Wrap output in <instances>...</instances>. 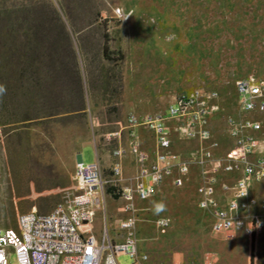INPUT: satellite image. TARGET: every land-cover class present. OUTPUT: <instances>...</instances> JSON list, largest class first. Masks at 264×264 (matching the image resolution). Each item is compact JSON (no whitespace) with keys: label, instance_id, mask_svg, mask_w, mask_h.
<instances>
[{"label":"rangeland","instance_id":"obj_1","mask_svg":"<svg viewBox=\"0 0 264 264\" xmlns=\"http://www.w3.org/2000/svg\"><path fill=\"white\" fill-rule=\"evenodd\" d=\"M247 78L264 80V0H0V84L7 89L0 97V227L17 228L18 214L35 207L47 214L66 202L76 193L77 164L93 163L95 150L110 178L120 165L123 184L127 141L145 132L132 116L139 124L148 114L168 117L177 98L214 94L212 140L175 139L192 174L183 188L165 184L138 204L136 237L153 264H251L252 255L264 264V186L255 188L245 226L229 233L212 231L196 197L209 146L217 144L215 155L235 146L226 128L236 114V84ZM120 150L127 152L120 157ZM123 208L109 200L108 218L94 230L109 224L115 231ZM162 218L169 226L157 225Z\"/></svg>","mask_w":264,"mask_h":264},{"label":"built area","instance_id":"obj_2","mask_svg":"<svg viewBox=\"0 0 264 264\" xmlns=\"http://www.w3.org/2000/svg\"><path fill=\"white\" fill-rule=\"evenodd\" d=\"M115 14L125 16L121 9L115 10ZM236 85V114L226 128L235 146L226 157H216L212 150L217 144L212 143L207 150L209 158L201 160L206 170L207 163L212 162L216 174H241L231 186L235 197L225 206L221 205L217 196V177L207 176V172L197 188L198 207L210 213L212 231L216 234L237 231L245 226L246 220L241 214L255 204L249 187L253 181L264 184V151L258 138L264 131V121L259 118L264 115V80L247 78ZM215 99L214 94L181 96L170 108L168 117L148 114L139 124V120L132 116L133 127L142 126L151 132L156 143L155 160L149 163V154L140 148L135 132L132 136L128 151L141 164L135 186H118L116 177L121 174L120 165L110 168L115 173L110 178L97 152L93 163L80 161L74 177L76 193L66 202L58 204L47 214L39 213L36 207L26 214H18L17 228L0 227V264H120L119 259L123 256L130 258L132 264L148 263L150 256L139 251L136 237L137 202L154 198L165 182H170L176 189L185 186L191 162L174 152L175 139L210 142L213 135L208 129L209 116L219 108L212 104ZM173 122L175 125H171ZM123 151L127 152L120 150V157ZM108 196H119L118 199L124 200L122 211L130 214L121 219L117 227L125 232L123 242L112 238L109 224L104 225L100 237L94 230L99 212L107 218ZM260 223L257 218V225ZM169 224L165 218L157 221L158 226L167 227ZM248 232L252 234L251 229ZM13 255L15 263L11 262ZM203 264L212 263L206 261Z\"/></svg>","mask_w":264,"mask_h":264},{"label":"crops","instance_id":"obj_3","mask_svg":"<svg viewBox=\"0 0 264 264\" xmlns=\"http://www.w3.org/2000/svg\"><path fill=\"white\" fill-rule=\"evenodd\" d=\"M140 132H142V131L140 130ZM146 132L152 134L151 132L145 130V132H143L142 135L140 133L138 141H139V144H140V148L143 151H145V152H147L149 154V163H153L154 160H155L156 143H155V140H153L154 142L152 143L150 141V139L148 140V141H150V144L148 142L147 143L145 142V139L143 137L146 136V135H144V133H146ZM136 133H137V131L135 130V135H136ZM263 134H264V131L260 135H258V138L262 141L261 150L264 151ZM153 137H154V135H153ZM136 138H137V136H136ZM152 139H155V137L152 138ZM131 140H132V138H129L128 141H127L126 147L128 149H129ZM174 145H175V142H174ZM94 150H95V148H94ZM173 150H174V147H173ZM96 152L98 153L99 157L103 161V155H101V153L98 150H95V155H96ZM174 152H176V151L174 150ZM176 153H178V152H176ZM178 154H180V155H182V157H184L183 153H178ZM215 156L216 157H226L225 154H216ZM81 161H82V159H81ZM140 170H141V164H140L138 158L136 156H134V155L129 154V156H128V158H126V160L124 162V166H123V177H124L125 181H124L123 184L120 183L119 186H135L136 178H137V175L139 174ZM206 171L209 173V175L212 176V172H211L212 171V165L211 164L208 165V168H207ZM191 174L192 173L190 171V175ZM190 175L188 176V179H189ZM240 177H241V174H239V173L238 174L237 173L236 174L219 173L218 183L216 184V189H217L218 200H219L221 205L225 206L226 204H228V202H230L231 200L234 199L235 190L232 189L231 186H233L235 184V182L240 179ZM187 180H186V182H187ZM201 182H202V180L198 182V185L196 186L197 188L201 184ZM165 184H171V183L170 182H165L164 184H162V187ZM185 185H186V183H185ZM256 186H264V184L263 183H256V182L253 181L251 183L250 187H249V192H250V196L251 197L254 195V191H255ZM162 187H161V189H162ZM196 197L198 199L197 193H196ZM109 200H114L117 203H121L122 202L124 204V206H125L124 200H122V199L115 200V198H112L111 196H108L107 201H106V204H107V218H108V214H109V212H108ZM139 203H141V202L140 201L137 202V208H138V204ZM138 210H139V208H138ZM139 211L137 213V217H138ZM126 214H127V216H126V218H127L130 214H128V213H126ZM241 215L245 218V220L247 222L248 218H249L248 215H246V213H242ZM101 216H103L105 218L104 214H102V212H99L98 215H97L96 221H98ZM126 218H124V219H126ZM138 221H139V218H138ZM212 223H213V220H212ZM211 227H212V225H211ZM101 232L102 231H96L95 230V233H96V235L98 237L101 236ZM110 234H111L112 238L116 242H123L124 241L125 232L120 231L118 228H115V231H114L110 227ZM138 247H139V251L140 252L147 253L145 251H142L141 247L139 246V242H138ZM123 257H126V256H123ZM146 264H153L152 261H151V258H150V261L148 263H146ZM200 264H203V263H200Z\"/></svg>","mask_w":264,"mask_h":264},{"label":"clouds","instance_id":"obj_4","mask_svg":"<svg viewBox=\"0 0 264 264\" xmlns=\"http://www.w3.org/2000/svg\"><path fill=\"white\" fill-rule=\"evenodd\" d=\"M7 89L5 85L0 84V97H2L6 93Z\"/></svg>","mask_w":264,"mask_h":264},{"label":"trees","instance_id":"obj_5","mask_svg":"<svg viewBox=\"0 0 264 264\" xmlns=\"http://www.w3.org/2000/svg\"><path fill=\"white\" fill-rule=\"evenodd\" d=\"M110 191L112 192V191H114V189H111ZM115 197H116V199L119 198V196H115ZM251 264H254V256L253 255H252V259H251Z\"/></svg>","mask_w":264,"mask_h":264}]
</instances>
